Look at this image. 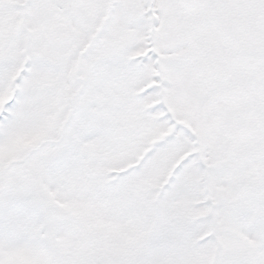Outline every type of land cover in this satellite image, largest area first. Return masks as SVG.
Returning <instances> with one entry per match:
<instances>
[{
	"label": "snow or ice",
	"instance_id": "6c2138e0",
	"mask_svg": "<svg viewBox=\"0 0 264 264\" xmlns=\"http://www.w3.org/2000/svg\"><path fill=\"white\" fill-rule=\"evenodd\" d=\"M0 264H264V0H0Z\"/></svg>",
	"mask_w": 264,
	"mask_h": 264
}]
</instances>
